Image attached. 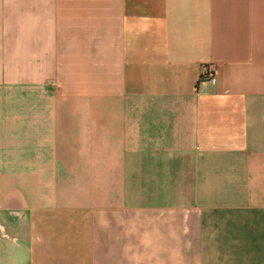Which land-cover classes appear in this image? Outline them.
Here are the masks:
<instances>
[{"label": "crops", "instance_id": "0c3cea01", "mask_svg": "<svg viewBox=\"0 0 264 264\" xmlns=\"http://www.w3.org/2000/svg\"><path fill=\"white\" fill-rule=\"evenodd\" d=\"M0 264H264V0H0Z\"/></svg>", "mask_w": 264, "mask_h": 264}, {"label": "built area", "instance_id": "2783aa9c", "mask_svg": "<svg viewBox=\"0 0 264 264\" xmlns=\"http://www.w3.org/2000/svg\"><path fill=\"white\" fill-rule=\"evenodd\" d=\"M215 72V68L213 66H205L203 69L204 76H211Z\"/></svg>", "mask_w": 264, "mask_h": 264}]
</instances>
